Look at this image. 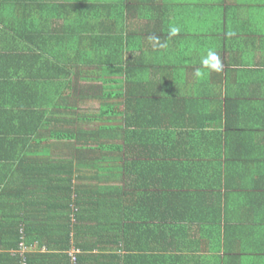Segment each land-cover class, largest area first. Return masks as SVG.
<instances>
[{"label":"crops","instance_id":"obj_1","mask_svg":"<svg viewBox=\"0 0 264 264\" xmlns=\"http://www.w3.org/2000/svg\"><path fill=\"white\" fill-rule=\"evenodd\" d=\"M60 1L97 5L86 23L97 34L94 62L125 58L144 68L130 87L128 124L118 114L123 97L107 96L90 65L78 73L85 65L73 49L50 56L67 62L63 88L55 77L49 89L28 92L17 56L28 47L41 52L67 17L44 23L42 8L29 15L26 0H0V239L26 237L27 218L52 233L66 217L57 196L42 195L48 186L27 182L34 177L21 160L31 149L50 163H81L82 175L111 168L121 230L105 233L127 238L130 248L115 252L122 263L264 264V0H52ZM209 52L221 71L203 65ZM108 125L99 139L122 150L75 154L78 140L67 135L82 131L84 144L91 137L83 130ZM37 237L44 244L37 239L28 251L54 254L42 264L62 263L63 251Z\"/></svg>","mask_w":264,"mask_h":264},{"label":"trees","instance_id":"obj_2","mask_svg":"<svg viewBox=\"0 0 264 264\" xmlns=\"http://www.w3.org/2000/svg\"><path fill=\"white\" fill-rule=\"evenodd\" d=\"M26 1V8L29 9V15L37 10L32 9L36 7L42 8V11L47 12L43 13L40 11L44 23H49L50 18L67 17L66 26L59 30L55 28V31H53L55 34L53 33L51 37L45 36L44 39L47 45L40 47L41 49L38 48L41 52L37 51L34 47H28L26 48L27 52L21 56H17L15 64H19V71L26 77L28 92L36 86H38L39 89H43V87L46 88L45 85H47V89H49L48 81L50 78L55 77L60 81L57 90L63 88L66 85V79L70 75V71L68 69L66 70L61 64L67 62H55L51 60L50 56L60 59L58 58L60 54H63L64 57L66 50H70L72 53L73 49V53L76 52L72 57L74 62H77L78 64L83 63V66L85 65V68L82 66L77 68L78 73L85 72V70L89 69L87 68V65H90V67H93L94 69L92 72L99 73L104 81L103 86L105 89L103 92L107 96L116 90V94L119 97H123L122 99L126 104V109L118 112V114H121L123 120L128 124V120L130 119L129 115L131 113V102L129 100L130 87H134L133 83L136 82L139 77L138 71L141 68H144V65H142L143 63H127V61L124 60L125 58H121V61L118 60V62L93 61L96 58L95 48L97 45V34H94V32L89 34V28H87L86 23L88 24L90 21L88 11L97 5H82L71 1L52 2V0H43L40 4L29 5L28 0ZM67 38L74 41L71 46L69 42L65 43ZM50 41L54 43L51 42L49 44ZM65 45L69 46L66 47ZM86 59L90 62L84 61ZM139 65H142V67ZM73 86H75V84H73ZM152 101L156 102L155 98L152 97ZM110 116L111 114H108V118ZM112 129L113 126L108 125L100 126L99 128H90L87 131L83 130V137L87 135L91 137L90 142H85L84 144H80L78 139V136H82V131L80 130H74L73 135L71 134L67 136L77 138L78 143H75L74 146L75 154H79V156L86 151L87 153H96L122 150L124 147L120 144L116 145L112 142L106 143L99 139L104 133L109 132V130L112 131ZM53 135H57V137L66 136L57 132H54ZM32 156H34L33 151L27 149L21 160V162L25 164V167L27 166V169L29 170L28 174L29 172L33 174H29L30 177H34L33 180L27 182H34L37 178L38 184L50 188L43 190L41 193L42 195L45 194L50 197L57 196L56 198L60 204L58 209H63L66 217L56 218V222L60 219L66 220V222L61 223V227L55 222L53 225L54 231L51 233L42 230L40 228L41 224H34L32 218H27V221L29 222L26 223L25 227L26 237H23V234L18 231L13 239H0V264H22L23 261L27 264H42L49 256L52 257L54 254L50 255L49 252H29L30 250L27 252L21 251V242L31 245L38 239L37 234L39 235L41 233L43 234V237H47L45 243L48 245V248L56 246L58 247V250L63 251L64 254H62V258L65 259L59 264H71L70 251L73 250L71 249L72 247L78 250L76 254V264H125L122 263L123 259L121 256L115 254V252L123 247L127 249L130 248L127 245V238H123L120 233L116 236L105 233L114 230L116 225L117 227L120 225L119 222H115V218L117 220L118 218L122 219L121 208L114 205L116 203L115 200L117 199L115 198L116 194L119 196L120 191L116 192L115 190L119 189L118 186L114 187L113 184H110L113 180L114 174L111 168L107 167L105 169L107 172H105L104 175H99L98 172H93L89 175H82V172L79 170L81 169V163L78 164V162L74 161L73 164L72 161L71 164H67L59 159L55 164L54 162L50 163L44 155ZM30 158H33L31 160L32 163L28 162V159ZM94 161L97 162L96 160ZM106 162H111V159H107ZM88 167L89 166L85 165L87 170ZM54 170H58V173L55 172V174H53L52 171ZM77 170L81 173L73 175L72 172L74 173ZM68 171L71 172L70 176H62ZM40 172H42L43 175L38 178L37 176ZM81 179H89L90 181H83L81 183ZM103 183L104 185H102ZM47 220L48 219L46 218H42L41 221L44 223ZM128 225L129 224H127V226ZM118 230H121L120 226L118 227ZM55 231L61 233L59 234L61 238H56ZM80 233H85L87 237L80 239ZM38 240L41 245L44 244V242L41 241V238ZM66 251H68V253H65Z\"/></svg>","mask_w":264,"mask_h":264},{"label":"clouds","instance_id":"obj_3","mask_svg":"<svg viewBox=\"0 0 264 264\" xmlns=\"http://www.w3.org/2000/svg\"><path fill=\"white\" fill-rule=\"evenodd\" d=\"M179 29L177 28H172L170 35H176L178 33ZM203 65L210 67L212 70L215 71H221L222 70V63L219 59V57L213 53L209 52V56L204 58L202 60Z\"/></svg>","mask_w":264,"mask_h":264},{"label":"built area","instance_id":"obj_4","mask_svg":"<svg viewBox=\"0 0 264 264\" xmlns=\"http://www.w3.org/2000/svg\"><path fill=\"white\" fill-rule=\"evenodd\" d=\"M20 245H21V251L22 252H27L29 250V248L26 246V244L24 242H21ZM77 252H78V250H76V249H73L70 251L71 264L77 263V257H76ZM22 264H27V263L25 261H23Z\"/></svg>","mask_w":264,"mask_h":264}]
</instances>
